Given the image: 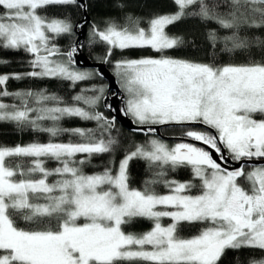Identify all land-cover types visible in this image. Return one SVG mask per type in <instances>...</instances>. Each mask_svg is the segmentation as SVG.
I'll list each match as a JSON object with an SVG mask.
<instances>
[{"label":"snow or ice","instance_id":"snow-or-ice-1","mask_svg":"<svg viewBox=\"0 0 264 264\" xmlns=\"http://www.w3.org/2000/svg\"><path fill=\"white\" fill-rule=\"evenodd\" d=\"M172 2L177 11L154 15L147 27L132 15L123 24L110 22L104 29L94 25L90 42L107 46L103 63L109 62L113 50L159 53L115 63L125 93L124 114L147 125L149 133L156 132L154 125L179 126L184 138L211 151L184 142L169 147L150 138L126 152L118 165L112 159L103 172L86 175L82 165L94 155L114 154L119 144L112 136L115 119L94 110L106 98L105 88L93 86L73 97L90 111L44 91L10 93L4 87L9 79L25 76L73 85L102 76L74 67L77 48L62 52L53 43L72 36L74 25L46 14L50 6L86 5L80 0H0V49L29 53L34 69L0 75V97L20 100L19 107L0 102V121L50 137L67 133L79 138L0 146V264H223L228 250L264 252V62L215 66L165 55L183 43L166 29L189 16L229 33L209 31L213 48L221 43L222 51L233 52L253 43L264 45L260 37L250 40L246 35L250 29H264V0ZM30 100L35 106H29ZM64 117L96 121L97 128H61L57 122ZM79 154L85 159H77ZM134 159L160 169L157 177L166 175L165 168H188L199 185L164 180L168 193L158 194L150 185L161 181L153 179L146 181L144 190L132 188L128 168ZM48 160L59 166L45 167ZM231 161L239 167L230 168ZM49 177L56 179L50 183ZM194 187L198 194H191ZM137 218L151 221V229L126 232L123 226ZM165 218L170 223H162ZM183 224L199 225L198 233L181 235ZM248 264H264V259Z\"/></svg>","mask_w":264,"mask_h":264},{"label":"trees","instance_id":"trees-1","mask_svg":"<svg viewBox=\"0 0 264 264\" xmlns=\"http://www.w3.org/2000/svg\"><path fill=\"white\" fill-rule=\"evenodd\" d=\"M123 4L124 7H119ZM87 12L91 18V24L87 28L85 41L82 45V51L94 63H103L102 58L107 52V46L102 42L91 43L90 38L92 28L95 25L100 29H104L108 23L115 22L117 24L125 23L127 15L142 18V27H147V21L154 15H163L174 13L177 11L176 6L172 0H86ZM46 14L50 17L65 19L70 21L74 28L83 19V8L73 6H50ZM215 30L217 35L223 36L229 34L226 30L220 29L218 25L211 22H204L198 17H186L168 26L166 32L170 36L181 37L183 43L174 49L167 50L165 55L171 56L175 59L187 60L196 63L213 64L215 66H222L227 64H246L249 61L264 62V45H257L253 43L247 49H237L233 52L222 51L223 45L217 43L213 48L212 44L207 38L209 31ZM74 32V29H73ZM250 40L260 37L264 40V29H250L246 33ZM76 34L72 36H62L53 41L62 52H66L74 47L76 41ZM159 53L151 49H128L121 52L120 50H113L112 56L109 57V62L104 63L111 72L119 80L114 72L115 63L121 59H140L142 57H158ZM33 57L23 51H16L10 49H0V75L13 76L15 74H26L34 69L30 66L29 61ZM93 71L94 70H88ZM93 86L105 88V97L107 95V84L100 76H95L88 81H81L73 85L71 81L50 78H33L25 76L23 79H9L4 86L10 93L32 91L38 93L44 91L47 95H56L61 97L65 104L75 105L79 107L87 106L73 99L76 95L80 94L83 89H90ZM120 86V85H119ZM124 93V92H123ZM85 95H92L91 92L84 93ZM102 99L94 109L95 111L102 112L106 117L112 119V115L104 106ZM0 102L9 105L20 106V100L13 96L0 97ZM29 106H35L33 102L29 101ZM49 106L52 104L49 102ZM64 106V105H61ZM92 111L93 109H87ZM35 116V113L32 114ZM45 126H52L51 121H43ZM61 128H82V129H96V121H85L78 117H64L57 122ZM196 128V127H195ZM197 130H205L196 128ZM162 134L166 137L184 138L183 132L180 127H170L162 130ZM112 136L115 137L119 144L114 154H103L100 156H93L91 161L81 166V170L86 175L100 173L108 165L109 160L114 159L116 164L123 159L126 152L132 151L137 145H144L147 142L145 135H136L124 130L117 122L112 129ZM50 140L53 142L68 143L78 142L79 138L70 136L67 133L58 137H50L48 133L39 132L31 127H18L12 121H0V146L14 147L17 145H27L31 143H48ZM174 145L177 142L183 141H168ZM15 159V158H14ZM25 160L29 158H24ZM77 159H85L84 154H79ZM58 163L53 160H48L45 164L47 168L58 167ZM115 171V170H114ZM160 169L149 166L145 160L134 159L130 161L128 168L129 185L132 188L144 190L146 181L159 179L161 182L150 185L151 189L155 190L158 194H167L168 189L164 186V180H178L181 182L192 181L193 184L199 185V181L195 180L192 176L190 169L177 168L175 171L168 168L163 169L166 175L157 177L156 172ZM56 177H49V182L54 181ZM199 188L194 187L191 194H198ZM170 223L167 219L165 224ZM152 227V222L142 218H137L133 223L123 226L126 232L143 233L149 231ZM200 226L197 224H183L181 225L180 234L185 237H190L198 233ZM264 259V252L260 250L242 249L238 252L228 250L224 257H222L223 264H248L250 260Z\"/></svg>","mask_w":264,"mask_h":264},{"label":"water","instance_id":"water-1","mask_svg":"<svg viewBox=\"0 0 264 264\" xmlns=\"http://www.w3.org/2000/svg\"><path fill=\"white\" fill-rule=\"evenodd\" d=\"M80 3L86 5V0H80ZM90 24H91V18L87 12V5H86V8H83L82 21L74 28V32L77 36L76 41L74 43V47L77 48V52L74 57L76 61L74 67L80 70H94L95 72L102 73V76L100 77H102V79L107 84V95L106 98L103 100V104L107 108L108 112L112 115V118L115 119V122H117L124 130L130 133H134L136 135H145V136L154 135L161 138L164 141H184L207 149L206 145H203L198 141H193L187 138L166 137L162 134V130L165 128L179 127V126H152L157 130L155 133H149L147 131L148 126H139L133 121V119L130 116H126L124 114L123 109L125 107V94L121 90L117 78L104 63L92 62L87 57V55L82 51L81 47L85 41L87 28ZM194 127L204 129L202 126L199 125H196ZM207 150L211 151L210 149ZM213 157L217 158L214 152H213ZM229 167L235 168V167H239V165L236 162L231 161Z\"/></svg>","mask_w":264,"mask_h":264},{"label":"rangeland","instance_id":"rangeland-1","mask_svg":"<svg viewBox=\"0 0 264 264\" xmlns=\"http://www.w3.org/2000/svg\"><path fill=\"white\" fill-rule=\"evenodd\" d=\"M114 72H115V74H116V69H115V67H114ZM117 75V74H116ZM117 77H118V80H119V85H120V88H121V90L123 91V89H122V85H121V79H120V77L117 75ZM124 92V91H123ZM125 94V93H124ZM137 124V123H136ZM137 125H139V124H137ZM139 126H147V125H139ZM154 126H159V125H154ZM150 138H157V139H160V140H162L161 138H159V137H157V136H154V135H151V136H148L147 137V141L150 139ZM162 141H164V140H162ZM165 143H167L168 144V146L169 147H172V146H174L175 144H178V143H181V142H177V143H175L174 145H172L171 144V142H168V141H164ZM147 143V142H146ZM145 143V144H146ZM144 144V145H145ZM199 147V146H198ZM165 220H167V218H165L163 221H162V223H164L165 224ZM166 225V224H165Z\"/></svg>","mask_w":264,"mask_h":264},{"label":"flooded vegetation","instance_id":"flooded-vegetation-1","mask_svg":"<svg viewBox=\"0 0 264 264\" xmlns=\"http://www.w3.org/2000/svg\"><path fill=\"white\" fill-rule=\"evenodd\" d=\"M184 142V141H183ZM184 143H188V142H184Z\"/></svg>","mask_w":264,"mask_h":264}]
</instances>
